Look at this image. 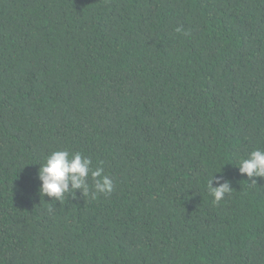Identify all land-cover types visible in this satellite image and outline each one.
Returning a JSON list of instances; mask_svg holds the SVG:
<instances>
[{
  "label": "trees",
  "instance_id": "1",
  "mask_svg": "<svg viewBox=\"0 0 264 264\" xmlns=\"http://www.w3.org/2000/svg\"><path fill=\"white\" fill-rule=\"evenodd\" d=\"M258 148L264 0H0V264H264ZM56 150L113 191L41 196Z\"/></svg>",
  "mask_w": 264,
  "mask_h": 264
},
{
  "label": "clouds",
  "instance_id": "2",
  "mask_svg": "<svg viewBox=\"0 0 264 264\" xmlns=\"http://www.w3.org/2000/svg\"><path fill=\"white\" fill-rule=\"evenodd\" d=\"M92 161L81 153L70 154L67 150L53 151L46 162L38 170V178L41 181L39 191L41 196L63 199L66 193L75 194L76 189H81L83 195H88L90 189L87 183L89 174L94 181L91 195L93 198L97 194H110L114 189L113 180L103 175V168L91 167ZM239 171L247 174L249 178L264 177V149H255L249 156L239 163ZM213 179L217 186H213ZM221 177L212 176L208 181V188L214 197V203H219L226 193H231L232 188L225 180L220 183ZM252 183H257L252 179ZM71 184V188L69 187Z\"/></svg>",
  "mask_w": 264,
  "mask_h": 264
}]
</instances>
